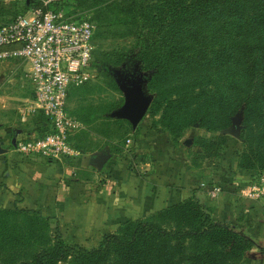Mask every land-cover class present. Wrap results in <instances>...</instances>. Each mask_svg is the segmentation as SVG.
<instances>
[{
    "label": "trees",
    "instance_id": "obj_1",
    "mask_svg": "<svg viewBox=\"0 0 264 264\" xmlns=\"http://www.w3.org/2000/svg\"><path fill=\"white\" fill-rule=\"evenodd\" d=\"M89 19L95 30L114 25L115 37L132 38L103 53L98 68L146 73L145 113L158 116L152 135L172 145L187 127L219 132L239 113L236 167L264 169V0H117ZM194 139L198 161L224 142ZM48 220L38 210L0 207V264H243L255 243L193 195L125 220L90 248L51 235Z\"/></svg>",
    "mask_w": 264,
    "mask_h": 264
},
{
    "label": "crops",
    "instance_id": "obj_2",
    "mask_svg": "<svg viewBox=\"0 0 264 264\" xmlns=\"http://www.w3.org/2000/svg\"><path fill=\"white\" fill-rule=\"evenodd\" d=\"M4 66H19L24 74L27 69L14 62L0 65V69ZM6 97L0 93V110L8 105ZM30 125L14 128L0 118V147L6 150L0 154L1 206L38 210L53 217L58 231H68L72 241L87 243L91 237L114 231L125 220L147 216L193 195L210 209L214 220L235 224L255 241L244 264H264V208L258 200L246 196L248 177L253 173L237 169L235 159L229 168L222 157L219 164L205 160L192 166L186 151L174 148L165 139L162 142L163 136L152 135L142 127L139 148L144 147L148 163L140 164L139 173L123 158L107 160L97 170L89 163L94 152L79 151L72 163L14 153L11 139L20 137L22 131L33 134L35 126ZM139 152L135 150L134 154ZM91 168L102 181H96L93 189L83 190L89 186L84 175ZM214 185L219 193L210 198L208 190Z\"/></svg>",
    "mask_w": 264,
    "mask_h": 264
},
{
    "label": "rangeland",
    "instance_id": "obj_3",
    "mask_svg": "<svg viewBox=\"0 0 264 264\" xmlns=\"http://www.w3.org/2000/svg\"><path fill=\"white\" fill-rule=\"evenodd\" d=\"M45 1L47 0H0V25L8 22L16 14L22 13L28 8L42 5ZM114 1L117 0H49L48 5L55 10H65L71 14H86L89 17H95L97 19L99 8L109 5ZM116 29L117 27L111 25L108 28L99 27L95 30L92 41L93 50L91 62L96 69V75L91 80L79 85V87L77 86L78 88L71 87L69 89V94L66 99V108L68 112L82 124V128L72 137L74 146L79 148L78 150L80 152L106 151L110 155L108 161H122L123 158L128 166H133V170L139 173L140 164L148 163V154L143 152L144 147L141 148V146L139 148V144L142 140L138 134L142 127H146V130H150L149 127L152 128V125H157L158 116L156 114L150 117L145 113L134 129L131 128L126 120L111 116L112 111L117 110L123 103L122 92L118 89L113 76L114 72H121V69H119V67L114 68L111 70V75H109L100 70L98 65L105 57L103 53H110L112 50L118 51L123 45L129 44L132 39L130 36L115 37L113 34L116 33ZM135 75L142 79V82L139 84L142 95L152 98L151 94L147 92L144 86L145 80H143V77H145L146 73L136 72ZM125 82L129 83V80L125 79ZM1 92L6 94L8 105L5 106L6 108L0 110V118L6 120V123H8L10 127H19V111L23 109L24 100L31 95L30 83L27 76L22 72L21 67L5 68L4 66V68L0 69V93ZM117 120L121 121L119 122ZM239 121L240 115L236 113L231 118L229 127L219 132H206L197 126L187 127L180 133V136L173 141L172 145L176 149L186 151L185 155L189 164L192 166L196 164L200 165L205 160H213L216 164H219L217 161L222 157V160L226 161L227 167L229 168L233 164L232 160H237L241 148V142L238 138ZM41 122L42 119L35 115L29 119V122L22 125V127L26 128V126L29 127V124H31L30 127L35 126L33 131L36 134H40L44 129L43 126H41ZM123 127L127 128V133H124ZM227 129L230 130L228 131ZM149 132H152V130ZM217 135H223L224 142L221 144L216 156L209 159H201L200 161H198V159H192L194 157L193 153L199 152V148L195 143V137L210 139L213 137L215 138ZM163 137L161 141L164 142L165 139V142L171 145L170 140L166 138L167 136ZM185 139L189 142L184 143L183 141ZM228 147L229 149H226ZM225 149L228 151L227 155L225 154ZM135 150L140 152L134 154ZM127 154L129 157H127ZM226 157H228V159H225ZM61 161L63 163H72L70 159L63 158ZM250 172H252L253 175L248 177L249 184L257 180V174H264V169ZM97 175L96 171L92 168L91 171L86 172L84 178L88 181L87 185L89 186L88 188L82 187V189H93V185L96 181L101 182L102 180H99ZM197 199L201 202L199 198ZM0 207L6 208L1 205ZM262 207L264 208L263 205ZM42 215L47 216L45 214ZM48 218L51 235H58L59 238L66 243H76L71 240L72 236L68 231H58L57 222L53 217L48 216ZM227 223L232 225L230 222ZM236 229L238 228L236 227ZM100 238L101 236H97L95 239L91 237V241L77 244L86 248L94 247L98 244ZM247 253L245 255H247ZM249 257L247 256L246 259ZM244 262L243 260V264Z\"/></svg>",
    "mask_w": 264,
    "mask_h": 264
},
{
    "label": "built area",
    "instance_id": "obj_4",
    "mask_svg": "<svg viewBox=\"0 0 264 264\" xmlns=\"http://www.w3.org/2000/svg\"><path fill=\"white\" fill-rule=\"evenodd\" d=\"M48 1L0 25V65L14 62L26 66L31 86V95L19 111L20 126L35 115H41L47 126L40 136L22 131L12 148L23 157L73 160L80 152L72 137L82 124L68 112L66 99L71 87L96 75L91 62L95 27L88 15L55 10ZM257 177L246 196L264 206V174ZM218 193L217 185L208 190L210 198Z\"/></svg>",
    "mask_w": 264,
    "mask_h": 264
},
{
    "label": "water",
    "instance_id": "obj_5",
    "mask_svg": "<svg viewBox=\"0 0 264 264\" xmlns=\"http://www.w3.org/2000/svg\"><path fill=\"white\" fill-rule=\"evenodd\" d=\"M113 76L118 89L122 92L123 103L117 110L112 111L111 116L126 120L131 128L134 129L145 114L151 98L142 95L139 89V84L142 82L140 77L136 76L134 82H129L128 84L125 82L121 72H114ZM227 130L229 131L230 129ZM13 143L14 137L11 139V144L13 145ZM5 151V149L0 147V154L5 153ZM109 156L106 151L94 152L89 159V163L99 170Z\"/></svg>",
    "mask_w": 264,
    "mask_h": 264
},
{
    "label": "flooded vegetation",
    "instance_id": "obj_6",
    "mask_svg": "<svg viewBox=\"0 0 264 264\" xmlns=\"http://www.w3.org/2000/svg\"><path fill=\"white\" fill-rule=\"evenodd\" d=\"M123 77H124L125 79H128L129 82H134L136 75L133 74V73H127V74H123ZM128 84H129V83H128Z\"/></svg>",
    "mask_w": 264,
    "mask_h": 264
}]
</instances>
